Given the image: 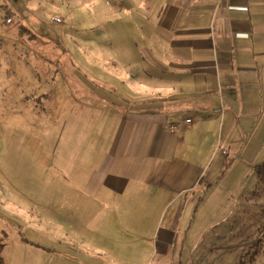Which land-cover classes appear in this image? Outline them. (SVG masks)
<instances>
[{
	"label": "rangeland",
	"instance_id": "rangeland-1",
	"mask_svg": "<svg viewBox=\"0 0 264 264\" xmlns=\"http://www.w3.org/2000/svg\"><path fill=\"white\" fill-rule=\"evenodd\" d=\"M125 1L0 0V239L5 264H264V186L256 174L264 149L242 155L245 148L237 146L238 140L232 145L210 137L204 147L180 145L176 156L193 162L197 179L186 191H162L157 187L161 181L155 180L143 204L150 210L133 212L134 221L130 213H112L118 234L112 245L95 241L93 217L80 220L73 204L56 209L57 188L45 192L50 179L52 187L60 186L61 178L69 182L55 169V160L70 123L86 119L97 129L95 139L100 132L102 139L106 124L100 122L106 117L89 116L87 108L102 101L111 117L113 109L121 112L120 122L107 124L112 134L129 123L135 104H145L128 89L127 69L134 73L141 62L131 45L134 58L125 62L128 45L142 42L133 27L114 16L124 14ZM120 56L123 70L118 79L109 78L114 69L107 62ZM99 64L106 78L95 77ZM144 71L156 93L158 71ZM113 83L119 92L111 91ZM159 162L151 168L170 161ZM118 203L125 204L120 198ZM141 213L149 220L142 236L132 234L131 242L121 244L123 234L138 231ZM64 215L72 221L67 223ZM81 232L90 245L80 243Z\"/></svg>",
	"mask_w": 264,
	"mask_h": 264
},
{
	"label": "crops",
	"instance_id": "crops-1",
	"mask_svg": "<svg viewBox=\"0 0 264 264\" xmlns=\"http://www.w3.org/2000/svg\"><path fill=\"white\" fill-rule=\"evenodd\" d=\"M133 1H125L124 14L114 16L133 27L141 39V45H128L124 60L132 62L130 45L134 46L141 62L136 72L127 69L128 89L145 104H135L129 123L120 124L112 134L107 124L120 122L121 112L113 109L111 117L102 101L87 108L89 116L106 117L100 122L106 124L102 139L101 132L95 139L97 129L88 120L70 123L55 160V169L69 182L61 178L60 186L52 187L50 179L45 188L46 193L57 188L61 194L56 209L71 203L80 220L93 217L94 239L106 245L117 242L112 213H130L134 221L133 212L149 211L143 204L149 202V186L155 180L161 181L157 187L162 191L165 187L186 191L197 179L193 162L176 156L180 145L204 147L213 137L232 145L238 140L237 146L245 148L242 155L264 149V0ZM121 59L107 62L114 69L109 78L118 79ZM100 66L95 77L106 78ZM149 67L158 71L156 93L151 92L150 74L144 71ZM110 85L111 91L119 92L114 83ZM159 161L170 162L151 168ZM118 198L125 204H119ZM143 218L141 213L135 222L138 231L123 234L121 244L131 242L132 234L142 236L149 224ZM78 235L84 237L79 238L82 245L91 244L85 234Z\"/></svg>",
	"mask_w": 264,
	"mask_h": 264
},
{
	"label": "trees",
	"instance_id": "trees-1",
	"mask_svg": "<svg viewBox=\"0 0 264 264\" xmlns=\"http://www.w3.org/2000/svg\"><path fill=\"white\" fill-rule=\"evenodd\" d=\"M256 174L261 182V184L264 186V163L259 165L256 168ZM3 249H4V244L3 241L0 239V264H5L4 258H3Z\"/></svg>",
	"mask_w": 264,
	"mask_h": 264
},
{
	"label": "built area",
	"instance_id": "built-area-1",
	"mask_svg": "<svg viewBox=\"0 0 264 264\" xmlns=\"http://www.w3.org/2000/svg\"><path fill=\"white\" fill-rule=\"evenodd\" d=\"M52 20L55 21V22H58V23L61 22L60 19H58V18H53ZM187 122H190V120H187ZM173 128L176 130V129H177V125H174V124H173V125H172V129H173Z\"/></svg>",
	"mask_w": 264,
	"mask_h": 264
}]
</instances>
